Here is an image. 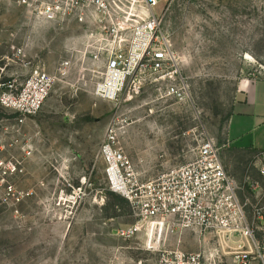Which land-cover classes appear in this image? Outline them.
<instances>
[{
	"label": "rangeland",
	"instance_id": "1",
	"mask_svg": "<svg viewBox=\"0 0 264 264\" xmlns=\"http://www.w3.org/2000/svg\"><path fill=\"white\" fill-rule=\"evenodd\" d=\"M163 12L192 84L187 104L149 88L99 98L93 89L101 76L91 72L99 65L85 54L82 25L39 19L19 0H0V94L1 83L23 81L36 65L55 72L72 60L68 77L23 126L0 103V264H152L143 239L113 235L134 216L107 186L98 156L112 123L142 179L195 158L207 134L241 185L264 187L257 153L224 147L239 82L264 76V0H161L156 13ZM242 196L257 201L247 187ZM185 239L188 250L202 246L198 236ZM227 259L234 262L227 255L217 263Z\"/></svg>",
	"mask_w": 264,
	"mask_h": 264
},
{
	"label": "built area",
	"instance_id": "2",
	"mask_svg": "<svg viewBox=\"0 0 264 264\" xmlns=\"http://www.w3.org/2000/svg\"><path fill=\"white\" fill-rule=\"evenodd\" d=\"M19 2L39 19L74 20L85 28V54L99 65L91 71L101 76L93 89L99 98H133L149 88L161 99L179 104L193 101L192 84L173 32L165 24L164 12L156 13L161 0ZM24 50L26 47L19 52ZM71 67V59L62 61L55 72L36 65L23 81L1 83L0 103L17 115V124L23 126L41 112ZM228 146L225 143L224 147ZM98 156L105 162L107 186L129 202L134 216L132 222L115 228L113 235L124 240L143 239V247L155 254L152 264H207L208 254L215 259L231 255L236 264H252L253 260L264 264L259 238L264 236V187L248 180L247 191L255 192L257 201L243 198L246 187L227 169L222 147L213 136L201 138L195 158L149 179L140 177L114 123L107 129ZM260 172L264 175V155ZM188 236L200 237L204 246L184 248ZM215 242L219 252L206 249Z\"/></svg>",
	"mask_w": 264,
	"mask_h": 264
},
{
	"label": "crops",
	"instance_id": "3",
	"mask_svg": "<svg viewBox=\"0 0 264 264\" xmlns=\"http://www.w3.org/2000/svg\"><path fill=\"white\" fill-rule=\"evenodd\" d=\"M236 116L239 118L236 120ZM231 121V125H230ZM230 125V127H229ZM228 144L236 150L255 152L258 155L257 166L262 165V157L264 155V76H258L254 79H243L238 84L235 100L232 106V113L229 118L227 128ZM247 138V141H244ZM264 200V192L261 197ZM264 248V236L262 237ZM201 248L204 246L201 243ZM210 251L217 249L220 251L217 242L215 244H207L206 249ZM226 249L224 248V252ZM217 258H210L215 264ZM226 257V256H223ZM232 258V257H230ZM229 264H236V262L227 259ZM260 262L252 261V264H259ZM219 264H221L219 262Z\"/></svg>",
	"mask_w": 264,
	"mask_h": 264
}]
</instances>
